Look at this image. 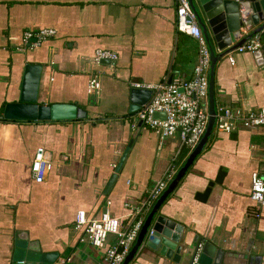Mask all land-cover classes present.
Returning a JSON list of instances; mask_svg holds the SVG:
<instances>
[{
	"label": "crops",
	"instance_id": "crops-1",
	"mask_svg": "<svg viewBox=\"0 0 264 264\" xmlns=\"http://www.w3.org/2000/svg\"><path fill=\"white\" fill-rule=\"evenodd\" d=\"M175 7V0H0V113L20 96L86 112L70 122L0 120V264H98L102 250L74 229L75 215L106 210L127 229L134 221L128 205L140 204L173 169L169 183L191 153L178 166V135L159 145L129 113L132 82L154 86L192 74L197 46L176 31ZM43 28L55 35L36 47L22 44L25 30ZM97 49L117 59L96 64ZM262 59L233 50L216 61V110H264ZM91 75L100 82L94 94L87 90ZM204 105L208 110L207 99ZM39 147L51 168L37 183L30 164ZM254 171L264 175V126L238 119L231 132L214 127L154 220L162 215L183 226L186 241L210 243L226 264H264V206L257 208L250 192ZM114 242L109 235L107 244ZM127 264L176 263L143 242Z\"/></svg>",
	"mask_w": 264,
	"mask_h": 264
},
{
	"label": "built area",
	"instance_id": "built-area-1",
	"mask_svg": "<svg viewBox=\"0 0 264 264\" xmlns=\"http://www.w3.org/2000/svg\"><path fill=\"white\" fill-rule=\"evenodd\" d=\"M174 25L178 33L190 36L197 46V59L189 78H173L170 83L159 85H145L132 82L131 86L138 89H149L155 91L151 101L136 111L133 115L134 122H140L149 127L156 135L158 144L174 135H178L180 146L184 149H193L202 137L208 121V111L204 105L208 94V73L210 67V55L204 37L193 15L188 7L187 0H175ZM240 27L236 40L243 39L251 33V23L247 14L240 10ZM55 31L51 28L25 30L22 33L23 45L36 47L43 41L52 38ZM262 47V40L258 34L250 37L240 44L235 50L237 52L254 53ZM94 63L98 64L104 60L113 63L117 55L109 50L97 49L93 57ZM230 62L232 58L229 57ZM100 82L96 75H91L87 90L90 94L97 93ZM163 113L165 117L155 118L154 113ZM238 119L253 127L264 126V110H252L243 113L237 108L220 107L217 110L215 127L222 132H231L235 128ZM51 168V162L43 148L36 149L30 164V174L33 181L40 183ZM171 173L156 181V184L148 192L146 199L138 205H128L133 211L134 221L127 229H122L120 221L112 217L106 210L100 211L93 217H87L83 211L75 215L74 229L82 230L89 243L96 249L102 250L98 264H121L129 248L135 241L144 221V213L160 196L166 188ZM251 198L257 208L264 206V175L254 171L250 175ZM258 217V212L255 213ZM109 235H115V242L107 244Z\"/></svg>",
	"mask_w": 264,
	"mask_h": 264
},
{
	"label": "water",
	"instance_id": "water-1",
	"mask_svg": "<svg viewBox=\"0 0 264 264\" xmlns=\"http://www.w3.org/2000/svg\"><path fill=\"white\" fill-rule=\"evenodd\" d=\"M187 3L195 22L201 30L210 55L207 126L197 145L149 210L135 242L122 264H127L130 261L143 242L146 248L157 251L167 258L171 257L176 264L180 262H183V264H226L223 262V251H214V247L210 243H204L200 248L199 242L197 243L196 240L191 243L186 241L183 235V226L162 215H158L154 220V216L183 177L195 156L204 147L215 127L217 110L214 100V68L216 61L235 50L250 37L259 34L264 28L263 23L251 31L247 37L231 45L235 42L237 33L242 26L240 10L243 9L251 25L256 26L264 20V0H187ZM215 45L216 49L221 52L218 55L215 53ZM253 55L259 59L258 62H262L264 44ZM102 62L110 63L109 60ZM31 67H26V70ZM171 80L172 76L167 83H170ZM154 94L155 91L153 90L132 88L130 90L131 105L129 113H135L146 106ZM153 116L161 119L165 117L163 113L159 112L154 113ZM83 119H86V112L74 104L53 103L46 105L38 102L35 98H25L23 96H20L17 101L5 103L0 113V120L21 123L70 122ZM30 249H33V247H30ZM212 251L214 252L212 253Z\"/></svg>",
	"mask_w": 264,
	"mask_h": 264
},
{
	"label": "trees",
	"instance_id": "trees-1",
	"mask_svg": "<svg viewBox=\"0 0 264 264\" xmlns=\"http://www.w3.org/2000/svg\"><path fill=\"white\" fill-rule=\"evenodd\" d=\"M260 35V38H262V41H264V36H263V33H259ZM187 150L188 149H183L180 156L178 157L176 163L178 164V166L181 164L182 160L184 159L186 153H187Z\"/></svg>",
	"mask_w": 264,
	"mask_h": 264
}]
</instances>
